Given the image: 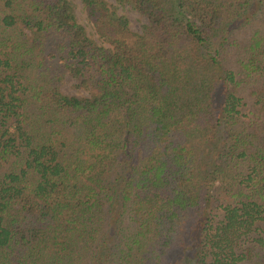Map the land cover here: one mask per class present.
I'll return each mask as SVG.
<instances>
[{
	"label": "trees",
	"instance_id": "1",
	"mask_svg": "<svg viewBox=\"0 0 264 264\" xmlns=\"http://www.w3.org/2000/svg\"><path fill=\"white\" fill-rule=\"evenodd\" d=\"M81 1L0 0V264H264V0Z\"/></svg>",
	"mask_w": 264,
	"mask_h": 264
},
{
	"label": "rangeland",
	"instance_id": "2",
	"mask_svg": "<svg viewBox=\"0 0 264 264\" xmlns=\"http://www.w3.org/2000/svg\"><path fill=\"white\" fill-rule=\"evenodd\" d=\"M69 1L73 8L77 22L85 28L88 37L99 45L107 46V43L97 34L93 24L87 18L82 1ZM109 3L114 5V11L118 16L124 17L129 22V27L132 31L135 33H142L144 31L145 26L148 25V19L145 16L140 14L131 5H119L113 0H110ZM61 91L69 96L89 97L91 95L89 90L79 88L77 86V82L69 75L65 78L61 86Z\"/></svg>",
	"mask_w": 264,
	"mask_h": 264
}]
</instances>
